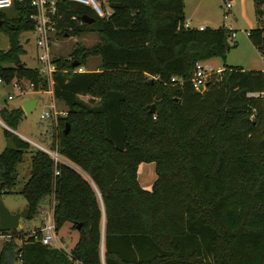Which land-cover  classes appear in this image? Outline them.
I'll use <instances>...</instances> for the list:
<instances>
[{"label": "trees", "instance_id": "1", "mask_svg": "<svg viewBox=\"0 0 264 264\" xmlns=\"http://www.w3.org/2000/svg\"><path fill=\"white\" fill-rule=\"evenodd\" d=\"M185 2L101 0L112 8L104 17L60 0V36L94 32L100 40L54 57V95L68 107L51 145L61 158L32 151L20 194L28 218H38L53 195L57 230L70 222L80 236L69 252L7 239L0 264H264V70L224 67L197 91L196 63L225 57L231 29L187 27ZM255 4L260 25L249 37L264 58V0ZM12 7L13 16L0 12L11 45L0 49V74L23 89L47 90L40 68L21 60L20 34L36 28L34 9L30 0ZM85 14L95 21L80 23ZM93 56H101L97 69L78 70ZM0 112L13 129L25 114ZM7 134L16 147L0 153L2 194L14 192L30 148ZM144 162L156 164L151 189L138 179Z\"/></svg>", "mask_w": 264, "mask_h": 264}, {"label": "rangeland", "instance_id": "2", "mask_svg": "<svg viewBox=\"0 0 264 264\" xmlns=\"http://www.w3.org/2000/svg\"><path fill=\"white\" fill-rule=\"evenodd\" d=\"M99 1L101 2V0ZM228 2L232 4L230 7L227 6ZM105 5L107 6L108 4L106 3ZM0 12H5L9 16L16 14L13 7L1 9ZM186 19H191V25L195 28H200L204 25L211 28L235 29L237 32L236 37H232L231 32H229V49L226 51V56L210 57L203 61L205 64L211 65L215 69L221 67H238L245 68V70H264L263 54L255 47L249 35L246 33V31H251L260 25L259 16L256 14L255 0H186ZM19 39L24 48V52L21 54L22 62L28 67H39V48L36 43L35 33L31 30L23 31ZM97 40V38L92 35L88 36L87 34L71 37L68 35L65 37L58 36L57 40H55V45L53 44L54 57L60 55L62 57H71L78 43L91 46ZM10 46L9 36L5 31L0 30V49L7 50ZM98 59L95 56L90 57L88 64L84 65L83 69L96 67L94 65L99 63ZM90 60H92L93 66L89 63ZM13 84V82L0 84V105L7 106L8 104L9 107H12L21 104L23 96L19 94V90ZM52 88L53 86L50 84L48 89ZM9 95H12L13 98L10 99L8 97ZM38 95L41 97L40 102L30 113L24 114L17 129L33 141L46 144L48 150L55 152L51 145L58 134V118L56 119V117L61 114H58L59 112L55 113V109H51L50 104L51 102L56 103L58 100L52 98L48 91H41ZM46 111H52L53 117L41 118L42 113ZM0 117L3 119L1 112ZM7 126H9L7 123L4 125V123L0 122V151L4 150L9 143L7 129H11ZM33 146L34 148H32ZM30 148L25 150L27 154H24V160L17 165L19 182L13 189L14 192L2 194L6 205L11 209L23 208L28 205L27 199L20 194V190L31 174V155L29 152L37 149V146L30 144ZM151 164L155 165L153 162ZM153 174L157 177L155 169ZM52 204L53 199L51 196L47 197L42 202V207L39 210L40 213L45 212V216H47L50 213ZM40 220L39 217L23 218L16 233L22 234L27 232L34 228L35 225H39ZM3 232L5 233L6 231H2V234H0V253L7 240ZM79 236V231L73 228L70 222H66L57 230V238L53 246L59 245L62 248L64 247L65 250H71L78 241Z\"/></svg>", "mask_w": 264, "mask_h": 264}, {"label": "built area", "instance_id": "3", "mask_svg": "<svg viewBox=\"0 0 264 264\" xmlns=\"http://www.w3.org/2000/svg\"><path fill=\"white\" fill-rule=\"evenodd\" d=\"M21 2L25 0H0V10L12 7L15 2ZM72 2H78L82 4H86L91 6L100 16L108 17L112 13V8L106 7L99 0H68ZM60 0H30V5L33 7L34 11L31 13V17L36 20V28L33 32L36 35V43L39 48L38 52V60H39V68L40 72L48 79L49 87L50 84L53 86L54 83V73L58 70V67L54 61L53 54V44L60 33L61 29L58 28V23L60 19H62V14L59 7ZM232 4L230 2L227 3V6L230 7ZM75 17V16H74ZM76 19V17H75ZM78 19V18H77ZM80 23L85 22L82 18L78 19ZM190 22H186L185 25L189 27ZM203 29V28H201ZM232 37L237 36V32L235 29H231ZM248 35H250V31H246ZM80 71L83 70V67L79 68ZM78 69V70H79ZM223 69L218 68L215 69L211 65L205 64L203 61H198L196 63V67L194 73L190 79L193 86L197 91L203 92L206 90L208 86L209 78L214 74L221 73ZM185 80L179 76H172L171 82L175 84H182ZM4 79L0 74V84L4 83ZM15 86H19L17 82L14 83ZM200 86H204L203 90H200ZM48 91L53 98L54 90L48 89ZM51 109H55L56 105L54 102L50 104ZM57 113V111H55ZM53 117L52 111H46L42 113L41 118L46 119ZM58 117H56L57 119ZM53 155L56 159H60L58 152L46 150ZM4 233V232H3ZM0 234H2V230H0ZM4 235L7 239H13L15 237L21 236L18 240L24 242L30 238H33L35 241H41L43 244L47 246H53V243L57 238V226L54 219V214L49 213L45 218V223L42 227L32 228L27 232L22 234H15L13 232H5ZM58 246V245H56ZM54 246V247H56ZM62 248V247H60ZM69 252V251H68ZM72 258V256H71ZM74 264H81L79 260H75Z\"/></svg>", "mask_w": 264, "mask_h": 264}, {"label": "crops", "instance_id": "4", "mask_svg": "<svg viewBox=\"0 0 264 264\" xmlns=\"http://www.w3.org/2000/svg\"><path fill=\"white\" fill-rule=\"evenodd\" d=\"M106 6V5H105ZM106 7H109L108 5L106 6ZM185 22H190L189 23V27H192V25H191V19H186V2H185ZM206 26H204V25H202L201 27H200V29L201 28H205ZM88 36L90 35H92L93 37H95V38H97L98 40L96 41V42H98L99 40H100V37H99V35L97 34V33H94V32H92V33H88L87 34ZM60 37H62V36H60ZM57 40V39H56ZM95 42V43H96ZM54 45H55V43H54ZM55 48V47H54ZM60 56H62V55H60ZM95 57H97V58H99L98 60H99V63L97 64V65H94L93 63H92V60H90V64H92V66L94 65V66H96V67H93V69H97L98 67H99V65H100V63H101V56H95ZM222 69L224 68V67H221ZM92 69V68H91ZM245 69V68H244ZM84 70V69H83ZM14 86H15V84H13ZM18 90H19V94L21 95V96H23V99H22V101H21V104L20 105H17V106H12V107H9V105L7 104V106L6 105H0V110L3 108V107H9V108H16V107H22L23 108V103L24 102H26L27 100H29V99H37V102H36V104H35V106L33 107V109L38 105V103L40 102V99H41V97L38 95V93L39 92H41V91H46V90H39V91H36V90H33V89H23L22 88V86H15ZM49 93V92H48ZM52 96V95H51ZM10 99H12L13 98V96L12 95H9L8 96ZM84 98H87V96H83ZM53 98L54 99H56L55 98V95H54V93H53ZM56 100H58V99H56ZM55 103V102H54ZM55 105H56V108H55V111H57V113L58 114H61V115H66V113H67V110H68V107H67V105L63 102V101H61V100H58L56 103H55ZM24 109V108H23ZM25 111V110H24ZM25 114H27L26 112H25ZM0 122H2V123H4V125H6V123H5V121L0 117ZM9 129H11V131L12 132H14V133H16L17 135H19L22 139H24V140H26V141H28L30 144H33V145H35V146H37V148H41V149H44V150H48L47 149V145L46 144H40V143H37V142H35V141H33L32 139H30L29 137H27V136H25V135H23L21 132H19L18 131V129H13V128H11V127H9V126H7ZM10 137V136H9ZM15 141V140H14ZM16 144V143H15ZM32 146V145H31ZM8 147V146H7ZM6 147V148H7ZM5 148V149H6ZM32 148H34V146L32 147ZM4 149V150H5ZM31 149V148H30ZM4 150H2V151H4ZM2 151H0V153L2 152ZM34 151V150H33ZM30 153V155L32 156V154H33V152H29ZM27 154V152H25V155ZM24 160V159H23ZM152 162H144V163H141L140 164V166H139V170H138V179H139V182H140V184L145 188V189H151L152 188V186H153V184H154V182H155V180H156V176H154V174H153V172H154V169L156 170V164H155V162H153L155 165H153V164H151ZM155 166V167H154ZM30 171H31V168H30ZM18 176H19V174H18ZM49 197V196H48ZM51 198L53 199V204L51 205V210H50V213H52V214H54V204H55V200H54V196L53 195H51ZM28 204V203H27ZM28 205H26L25 207H27ZM41 220H40V224L39 225H35V226H39V227H42L43 225H44V220H45V218H46V216H45V212H43L42 214L40 213V215L38 216ZM72 225V224H71ZM34 226V227H35ZM56 247H61V246H56ZM64 248V247H63ZM65 249V248H64ZM67 250V249H66ZM67 251H70V250H67Z\"/></svg>", "mask_w": 264, "mask_h": 264}, {"label": "water", "instance_id": "5", "mask_svg": "<svg viewBox=\"0 0 264 264\" xmlns=\"http://www.w3.org/2000/svg\"><path fill=\"white\" fill-rule=\"evenodd\" d=\"M83 19L86 22H94L95 18L90 15H83ZM3 23V19H0V25ZM74 67L79 65L78 61H74L72 64ZM204 86H200V90H203ZM37 102V99H29L26 102L23 103V108L26 113H30L33 110V107L35 106ZM154 107V106H153ZM70 130V123H67V126L65 128V132H68ZM8 148H15L16 144L14 141V138L12 136L9 137V143ZM30 215V208L27 207H19L16 209L9 208L3 197H2V187L0 183V230L2 231H12L16 230L21 225V220L23 218H28ZM81 227V224H77V228L79 229Z\"/></svg>", "mask_w": 264, "mask_h": 264}, {"label": "bare ground", "instance_id": "6", "mask_svg": "<svg viewBox=\"0 0 264 264\" xmlns=\"http://www.w3.org/2000/svg\"><path fill=\"white\" fill-rule=\"evenodd\" d=\"M84 20V19H83ZM85 21V20H84ZM86 22V21H85Z\"/></svg>", "mask_w": 264, "mask_h": 264}]
</instances>
